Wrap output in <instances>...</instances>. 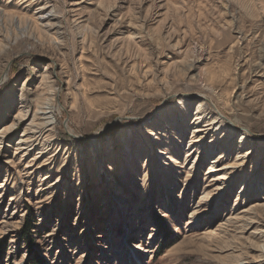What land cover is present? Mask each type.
Segmentation results:
<instances>
[{
	"label": "rangeland",
	"instance_id": "374dc122",
	"mask_svg": "<svg viewBox=\"0 0 264 264\" xmlns=\"http://www.w3.org/2000/svg\"><path fill=\"white\" fill-rule=\"evenodd\" d=\"M0 264H264V0H0Z\"/></svg>",
	"mask_w": 264,
	"mask_h": 264
},
{
	"label": "bare ground",
	"instance_id": "6f19581e",
	"mask_svg": "<svg viewBox=\"0 0 264 264\" xmlns=\"http://www.w3.org/2000/svg\"><path fill=\"white\" fill-rule=\"evenodd\" d=\"M115 1H117V0H115ZM229 168H230V167H229ZM227 169H228V168H227ZM223 170H226V168H223V167H222V169H220L219 171H223ZM218 179H221V180H222V178H218ZM218 179H216V180H212V179H211V181H217Z\"/></svg>",
	"mask_w": 264,
	"mask_h": 264
}]
</instances>
